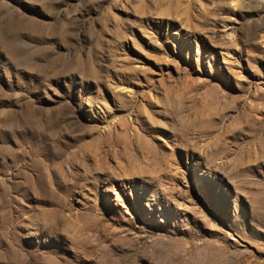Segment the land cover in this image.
Masks as SVG:
<instances>
[{"label": "rangeland", "instance_id": "obj_1", "mask_svg": "<svg viewBox=\"0 0 264 264\" xmlns=\"http://www.w3.org/2000/svg\"><path fill=\"white\" fill-rule=\"evenodd\" d=\"M0 264H264V0H0Z\"/></svg>", "mask_w": 264, "mask_h": 264}]
</instances>
